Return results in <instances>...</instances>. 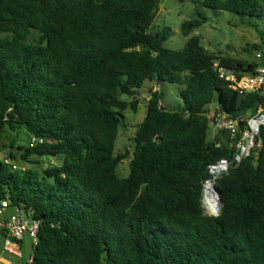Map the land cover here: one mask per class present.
<instances>
[{"label":"trees","instance_id":"obj_1","mask_svg":"<svg viewBox=\"0 0 264 264\" xmlns=\"http://www.w3.org/2000/svg\"><path fill=\"white\" fill-rule=\"evenodd\" d=\"M199 3L260 17L264 0ZM158 7L159 0H0V127L43 138L22 160L63 155L42 171L0 161V196L39 221L33 264H264V144L215 180L218 215L202 203L208 165L233 151L226 132L209 136L208 105L216 94V106L234 117L264 103L261 93L232 89L215 63L240 77L264 57L205 50L190 36L206 20L200 11L180 24L189 36L183 47L167 48L170 28L150 31ZM146 80L182 85L183 105L167 110L162 93L148 89L129 174L120 178L116 165L128 156L114 153L121 115L137 109L133 97ZM7 156L16 159L14 150Z\"/></svg>","mask_w":264,"mask_h":264},{"label":"rangeland","instance_id":"obj_2","mask_svg":"<svg viewBox=\"0 0 264 264\" xmlns=\"http://www.w3.org/2000/svg\"><path fill=\"white\" fill-rule=\"evenodd\" d=\"M199 1L159 0L158 11L150 26V31L156 32L162 30L164 27H169L170 33L164 41V46L179 49L183 47L189 37L182 35L180 24L184 20L198 17L196 12L200 11L206 20L196 27L190 36L197 35L205 50L218 56H228L249 62L259 61V58L255 56L256 52H261L262 57H264V3L260 5L261 16L257 17L248 14L239 15L227 10L206 7L201 5ZM253 44H260V49L252 48ZM152 84L156 85L162 93L161 101L165 109L180 110L182 108V98L179 94L183 88L182 85L167 81L157 83L146 80L143 84V88H146L145 93H148L147 87ZM216 97L215 94V100L208 105L211 110L217 105ZM120 99L130 100L131 98L127 94H121ZM145 111V102L140 97L136 110L128 107L122 112L121 125L119 126L115 141L114 153L118 154L128 151V156L124 157L116 165L115 171L120 178L127 177L129 174V162L133 152L132 137L137 125L143 120ZM216 133L218 132L214 131L210 124L209 136ZM28 142L29 136L24 129L11 131L7 127H0V155L4 154L7 156L10 149L14 150L16 159L11 162L17 168H37L42 171L50 164L59 165L63 162V155L61 154L56 156L44 155L42 157L31 155L26 161L22 160L20 154L24 152L23 149L27 147ZM19 145L22 146V149L18 148ZM203 208L207 214L215 215L206 209L204 203ZM10 213H12L11 206L6 210V215L8 216ZM0 243H2L1 240ZM0 245L2 246V244ZM21 252H23L25 257L27 253L26 246H22ZM4 255L8 256L10 254L4 252Z\"/></svg>","mask_w":264,"mask_h":264},{"label":"built area","instance_id":"obj_3","mask_svg":"<svg viewBox=\"0 0 264 264\" xmlns=\"http://www.w3.org/2000/svg\"><path fill=\"white\" fill-rule=\"evenodd\" d=\"M255 56L262 58L261 52H256ZM215 68L220 78L229 82V86L239 93H261L264 95V64L255 68L254 72L245 73L238 77L233 69L225 68L215 63ZM157 86H153L152 91L157 90ZM142 98L147 102L150 98L149 93L135 94L133 99ZM159 105L163 106L162 101ZM209 123L214 131H224L227 133L233 148L231 158H219L208 165V178L203 184L202 203L205 205L204 187L205 183L211 181L215 185V180L224 174H227L232 167L240 164L245 158L250 156L251 152L260 148L264 144V137L260 132L264 127V103L259 104L254 113L251 115L240 114L231 117L222 112L215 106L207 115ZM43 138L32 136L28 145L34 146L42 143ZM0 161L11 163L10 159L2 154ZM13 167H16L15 165ZM10 207L8 198L0 196V227L4 230V239L2 250L13 256L21 257L20 242L24 235H28L32 241V251L37 243L39 221L28 217L21 206H11L12 213L6 215V210ZM26 264H33L32 254L26 260Z\"/></svg>","mask_w":264,"mask_h":264},{"label":"crops","instance_id":"obj_4","mask_svg":"<svg viewBox=\"0 0 264 264\" xmlns=\"http://www.w3.org/2000/svg\"><path fill=\"white\" fill-rule=\"evenodd\" d=\"M155 85H150L149 87H147L148 89L153 87ZM143 89V90H141ZM147 89V90H148ZM139 93L143 94L146 92V88H143V86L139 89L138 91ZM0 232H1V238L0 240L2 241L3 244V239H4V230L0 227ZM25 244V245H24ZM32 241L31 238L28 235H24L22 241L20 242V250H22V246H26V256L24 257L23 252H21V257H17V256H5L4 252L2 250V246L0 245V264H24L26 263V260L28 259V257L32 254ZM30 248V250H29ZM29 250V251H28Z\"/></svg>","mask_w":264,"mask_h":264},{"label":"bare ground","instance_id":"obj_5","mask_svg":"<svg viewBox=\"0 0 264 264\" xmlns=\"http://www.w3.org/2000/svg\"><path fill=\"white\" fill-rule=\"evenodd\" d=\"M204 199L206 209L211 214H217L219 212L220 204L218 200L217 189L211 181L205 183L204 187Z\"/></svg>","mask_w":264,"mask_h":264},{"label":"water","instance_id":"obj_6","mask_svg":"<svg viewBox=\"0 0 264 264\" xmlns=\"http://www.w3.org/2000/svg\"><path fill=\"white\" fill-rule=\"evenodd\" d=\"M216 187V186H215ZM216 189H217V193H218V200H219V204H220V206H221V191L216 187ZM219 210H220V208H219ZM219 213V212H218ZM218 213L217 214H215V215H218Z\"/></svg>","mask_w":264,"mask_h":264}]
</instances>
